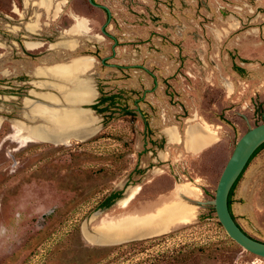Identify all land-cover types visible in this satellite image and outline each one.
<instances>
[{"label": "rangeland", "instance_id": "obj_1", "mask_svg": "<svg viewBox=\"0 0 264 264\" xmlns=\"http://www.w3.org/2000/svg\"><path fill=\"white\" fill-rule=\"evenodd\" d=\"M94 1L111 9L109 22L90 0H52L57 14L40 0H0V264H264L230 237L210 203L237 140L264 122V0ZM79 17L91 23L88 35L65 30ZM87 37L97 47L84 44L64 58L47 49ZM28 42L44 45L29 51ZM80 54L99 57V87L125 90L123 102L135 114L117 111L94 136L57 142L48 130L44 139L26 140L20 124L27 121L29 69L47 56ZM104 57L140 63V87L110 90L101 75ZM195 127L217 141L192 153L185 133ZM184 186L192 191L181 194ZM118 190L124 197L102 207ZM132 192L123 207L120 200ZM177 200L194 213L168 232L119 243L96 237L112 223ZM232 209L264 241V148L240 179Z\"/></svg>", "mask_w": 264, "mask_h": 264}, {"label": "crops", "instance_id": "obj_2", "mask_svg": "<svg viewBox=\"0 0 264 264\" xmlns=\"http://www.w3.org/2000/svg\"><path fill=\"white\" fill-rule=\"evenodd\" d=\"M69 29L70 27L65 30L68 31ZM138 31L141 35V32L143 31L142 25H139ZM89 33L90 29L89 31H86L84 33L82 32L81 34L88 35ZM72 42H75V45L72 44ZM79 42L80 41H77V39H61L58 40L57 43L49 42L50 45L45 44V47L47 45L48 50L55 49V51H57V57L63 56V58L68 52H73L78 48H82V45L84 44L90 45L91 47H97L96 43H92V39L89 37H87L83 44H79ZM43 45L44 44H42L40 47H43ZM69 46H71L72 48H70ZM79 56H91L93 60H91V62H89L86 66H82L77 69V71L76 68L72 69L71 72H64L58 69V67H60V65L62 64L73 65L72 63L74 59L79 58ZM50 58L51 56H47V58L38 61L35 65H32V68L29 69L28 75L30 77L28 83L30 84L31 89L29 90L30 97H27L23 102L24 117L27 121H23L25 123H22V128L25 129L28 125L45 127L50 126L53 129L55 128L52 132H57V142H63L66 139L71 140L72 138H78L81 132H86L88 135L94 136L96 133H98L100 129L99 126L103 124V118L98 115L94 109H92L91 107H87V105L94 103L100 96L98 83L100 72H97L100 60L99 57L95 55L80 54L67 60H56L54 58ZM102 61L107 69L104 74L101 75L106 79L105 82L107 83V86L110 90L115 91L124 87H140L139 84L141 83L143 76L141 75L140 69H137L135 67L141 66L140 63H129L125 60H120V58L118 57H115V59L111 60V62H107L106 57H104ZM56 65L57 74L51 70V67H54ZM131 67L132 71L128 72L130 71ZM127 73L131 75V80L126 79L128 75ZM150 74H152L151 70ZM79 83L81 85L82 83L88 84L90 88V96L84 100H80L74 97L76 95L74 90ZM35 104H46L47 106H49V108L57 109V125L51 122L47 115L45 116V114L43 113H37L34 109ZM73 110L80 112L86 111V113L89 115V120L86 123H82L80 125H77L75 123H71L67 126L62 125L63 122L61 121V119H63L64 122H67L68 119H70V116L66 113ZM191 129L192 128H188L185 133V147L189 152H200L217 141L212 132H207L200 127H195L194 129L198 130L199 132L203 131L204 133H209L210 136H214V139H205L204 136H200L199 134V142H201V145L199 148L194 149L190 147L188 142L189 131Z\"/></svg>", "mask_w": 264, "mask_h": 264}, {"label": "bare ground", "instance_id": "obj_3", "mask_svg": "<svg viewBox=\"0 0 264 264\" xmlns=\"http://www.w3.org/2000/svg\"><path fill=\"white\" fill-rule=\"evenodd\" d=\"M40 1H41L40 2L41 5L44 8L50 9L52 0H40ZM89 29H90L89 20L85 17H79L77 18L75 24H73L67 32L69 34H75L79 32L89 31ZM74 43L75 42H72V44ZM69 47L72 48L71 46ZM91 60H93L91 56H79V58L74 59L72 63L73 65L62 64L60 65V67H58V69L64 72H71L72 69L76 68L77 71V69H79L80 67L86 66L89 62H91ZM51 70L57 74V65L51 67ZM74 91L76 94L74 97L80 100L81 99L84 100L90 96L89 85L85 83H82V85L79 83ZM34 108L37 113L40 114L43 113L45 114V116L47 115L48 118L51 120V122L57 125V117H56L57 112L54 109L45 108L42 105H37ZM72 114H74V117H72L70 124L75 123L77 125H80L82 123H86L89 120V115L86 113V111H82V112L73 111ZM20 126L22 125L20 124ZM54 129L50 126H48V128H42L41 126L28 125L26 128V130L28 131V137L26 140H32L30 139L31 136L35 138L44 139L47 136V131L48 130L53 131ZM167 131L169 133L170 139L172 140L178 139L177 132L175 131L174 128H168ZM54 134L57 135V132H54ZM199 134L200 136H204L205 139H210V140L214 139V136H210L209 133H204L203 131L199 132L198 130L192 128L189 131V136H188V142L190 147L194 149L200 147L201 142H199ZM185 191H192V190L188 186H184L182 189H180L179 192L182 194ZM134 196L135 193L132 192L125 198L121 199L120 203L123 205V207L129 206V204L134 200ZM193 213L194 212H192V209L189 207V205L177 200L176 202L167 203L165 207H162L158 211V213L148 212L143 215L131 216L128 220H125L123 218V220L117 221L116 223H112L111 225H109L110 227H108L104 231L100 230L99 233L100 236H96V237L101 241H105V243L106 242L119 243L127 240L130 236L134 234L140 235L141 237L158 235L168 232L170 228H172L174 225L178 223H182V222L184 223L189 221L192 218ZM90 238L95 239V236H91Z\"/></svg>", "mask_w": 264, "mask_h": 264}, {"label": "water", "instance_id": "obj_4", "mask_svg": "<svg viewBox=\"0 0 264 264\" xmlns=\"http://www.w3.org/2000/svg\"><path fill=\"white\" fill-rule=\"evenodd\" d=\"M90 1L108 12L109 22L112 17L111 9L105 4L96 3L94 0ZM106 25L102 28L105 34L108 33L105 28ZM263 143L264 122L254 126L250 125L249 129L237 140L219 179L215 198L210 201L216 209L219 221L230 237L246 250L262 258H264V241L251 236L235 219L229 206V196L234 184L245 170L252 155Z\"/></svg>", "mask_w": 264, "mask_h": 264}, {"label": "trees", "instance_id": "obj_5", "mask_svg": "<svg viewBox=\"0 0 264 264\" xmlns=\"http://www.w3.org/2000/svg\"><path fill=\"white\" fill-rule=\"evenodd\" d=\"M99 88H100V96L98 97V99L94 103L89 104L87 107H91L98 114L103 115L104 116L103 123L105 125L108 124L110 122V120L117 117L115 115V113L119 110L124 115L135 114V112L131 108H129L128 104L126 102L125 103L123 102L126 99V97L124 96L125 90H120L119 92H107L104 90L103 87H99ZM263 148H264V143L252 155V157H251L249 163L247 164L245 170L247 169V167L249 166V164L253 160V158L256 157L257 154ZM245 170L240 175V177L237 179L236 183L234 184V186L231 190L230 196H229V206H230V209H231L233 216L235 217L236 220H237V217L234 214L233 209H232L233 201H234V194H235L236 187H237L240 179L242 178ZM122 197H124V191L123 190H118V191L112 192L111 194H109L105 197V199L103 200L101 205H102V207H110L115 203L116 200H118ZM211 208L213 211H216L214 206H211Z\"/></svg>", "mask_w": 264, "mask_h": 264}, {"label": "flooded vegetation", "instance_id": "obj_6", "mask_svg": "<svg viewBox=\"0 0 264 264\" xmlns=\"http://www.w3.org/2000/svg\"><path fill=\"white\" fill-rule=\"evenodd\" d=\"M40 3V2H39ZM40 5V4H39ZM41 6V5H40ZM56 6H57V4H56ZM56 6L55 7H53L52 9H51V7H50V9H46L47 11H51V10H53L54 8H55V12H56V14H57V8H56ZM41 7H43V6H41ZM44 8V7H43ZM45 9V8H44ZM91 28V27H90ZM30 30H32V31H34V29H36V24H31V26H30V28H29ZM28 45V47H27V49L30 51L31 49H35V48H38V47H40L42 44L40 43V42H34V43H31V42H28L27 43Z\"/></svg>", "mask_w": 264, "mask_h": 264}]
</instances>
